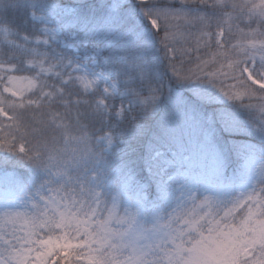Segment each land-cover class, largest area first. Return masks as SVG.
I'll use <instances>...</instances> for the list:
<instances>
[{
    "label": "rangeland",
    "instance_id": "obj_1",
    "mask_svg": "<svg viewBox=\"0 0 264 264\" xmlns=\"http://www.w3.org/2000/svg\"><path fill=\"white\" fill-rule=\"evenodd\" d=\"M20 1L25 3L24 0ZM153 2L157 5L160 1ZM53 9L68 14L72 12L73 7L54 6ZM15 17L20 22L14 36L23 44L26 55L15 57L0 51L3 53V57L0 56V93L12 97L10 92H4L5 87L15 90V86L8 83V77L11 75L18 80L26 78L23 85H18L25 88V104V99L42 98L43 93L36 82L33 81L29 85L27 81L33 80L39 71V65L46 60V63H43L46 71L42 79L49 85H55L57 90L63 89L64 98L67 97L65 92H72V89L89 96L85 107L91 125L85 124L81 127V124L66 122L67 119L63 115L50 114L44 126L48 130L51 129L54 135H58V142L42 147L43 173L38 177V184L31 186V189L17 185H0V234H11L15 228L17 235L27 236L32 228L31 218L36 215V206H39V216L44 221L53 217L58 221L61 213L66 216L71 213V218L85 220L90 231L93 228L97 231L113 232L133 229L139 238L138 244L151 245L159 252V256L137 255L134 260H159L161 264H168L175 251L172 233H179L181 230L187 232L185 221L193 218L200 221L201 217L220 220L225 212L234 209L232 215L235 217V223L239 224L247 215L245 204L248 197L259 199L261 190H264V184L259 186L264 180V111L261 110L260 100L256 104L248 105L249 112H253L250 122L241 118L239 113L228 112L227 109H219L216 113L222 124L221 146L227 149L224 155L220 153L221 156L216 154L214 144L207 142L208 139L203 135L205 133L193 125L190 117L184 116L181 111L164 116L168 137L160 141L162 148L153 153L144 169L146 175L151 176L150 180L156 184L150 183L149 191L137 188L135 193L131 194L124 184H121L120 174L116 173L111 178L101 170L103 160L112 156L116 147L114 135L107 129V123L110 118L123 120L128 110L125 102L112 100L110 104L107 103V99L117 94L118 81L101 70L95 54L89 51V47L79 51L74 43L75 33H64L59 24L43 10L29 9L20 12L18 9ZM183 19L185 18L176 17L169 22L177 28L168 32V37L174 35L178 40L176 51H169L176 52L178 56L174 67L179 66V52L186 51V48L179 46V21L182 22ZM5 22L4 17L0 15V23ZM159 28L158 22L154 29ZM1 33L8 34L9 31L5 29L1 30ZM214 33L222 31L218 29ZM222 36L219 37L220 40ZM198 58L200 56L192 59L191 69L196 76L194 75L193 83H189V87L195 88L193 95L199 100L220 105L239 101L230 99L221 91V88L224 91H232L231 86L235 82L224 83L217 80L214 75L216 71L207 72L210 66L207 62H197ZM8 60L16 64H10ZM32 64L37 67L31 66ZM15 67L19 72L13 71ZM225 70L228 71V68ZM57 72L60 75H56ZM69 76L72 79L68 80ZM212 79L216 82L211 81ZM177 80L179 81V77ZM49 91L53 89H44V92ZM56 95L58 93L54 92V96ZM12 98L20 100L21 96ZM33 108L35 112L37 106L33 105ZM242 109L244 110L243 107ZM11 116L8 114V117ZM8 117L0 116V119L13 126L14 121ZM233 134L244 135L246 138L235 137ZM0 145L3 146L0 148V154L8 151L12 145H15L12 149L18 152L21 148L24 152L29 150L25 141L10 144L0 142ZM35 156H38L37 151ZM227 168L230 169L228 172ZM236 169L238 171L235 174ZM6 173L10 176L11 172L7 170ZM152 192L154 197H161L150 199ZM49 197L56 202L52 203ZM46 204L48 207H45ZM88 205L92 206L91 211L88 210ZM18 213L24 219L16 220L13 226L12 219ZM47 232L48 226L45 225L42 230L37 229L31 239H47ZM50 234L55 239L63 232L55 230ZM8 238L10 239L11 235ZM129 252L130 250H126L123 258L116 253L114 255L122 260L128 258Z\"/></svg>",
    "mask_w": 264,
    "mask_h": 264
},
{
    "label": "trees",
    "instance_id": "obj_2",
    "mask_svg": "<svg viewBox=\"0 0 264 264\" xmlns=\"http://www.w3.org/2000/svg\"><path fill=\"white\" fill-rule=\"evenodd\" d=\"M24 1L25 3H20V0H0V15L6 21L0 23V26H4V29L9 31L8 34H2L0 30V51L15 57L26 55L23 44L18 42L14 36L20 22L15 17L18 9L20 12L29 9L43 10L59 24L64 33H75L74 43L80 52L89 47V51L95 54L101 70L118 81V92L111 99H107V103L110 104L113 100L125 102L128 105L123 120L117 121L110 118L107 123V129L114 135L116 147L113 155L103 160L101 170L111 178L116 173L120 174L121 184H124L131 194H134L137 188L149 191L148 185L156 184L152 179L150 180L151 176L146 175L144 169L153 153L162 148L160 141L168 137L167 128H165L167 122L164 116L181 111L184 116L190 117L193 125L205 133L203 135L208 139L207 142L214 144L217 155L221 152L224 155L227 152V149L221 146L222 124L216 116L219 109L237 112L245 121H252L253 112H249L248 105L256 104L260 100L258 97L252 100L245 98L239 101H229L220 105L199 100L193 95L195 88L189 87V83H193L196 76L191 69L193 57L200 56L197 62H207L210 66L207 72L216 71L217 73L220 71V62L224 63L223 71H226L227 61L224 60V55L235 59L237 53L251 48L253 44L259 47L261 40H264V36L260 35L264 33V28L260 27L259 22L249 24L248 17H244L241 22L224 16L222 28H217L215 23L211 28L213 33L218 29L223 33L221 40L223 47L218 48L214 41L208 42L206 37L201 38V27H198L190 18L179 21V46L186 48V51L179 52V66L174 67L175 60H178L176 52L169 53L166 50L164 43L161 42L165 32L161 27L159 29L152 27L146 15L145 6L138 0ZM159 1L157 7H172L168 4L169 1ZM212 2L213 0H208L209 5ZM228 2L243 3L245 0H228ZM178 3L179 0H173L176 6H179ZM54 6H71L73 10L66 14L55 11ZM176 29V26H169V31ZM203 31H208V29H203ZM172 36L169 37V42L177 49L178 40L174 35ZM84 38L87 40L85 41ZM184 53L187 54L184 55ZM204 59L207 61H203ZM217 80L224 81V83L235 82L223 76L217 77ZM65 95L67 97L58 100L54 106L37 108L35 112L33 106L27 110L17 109V111H24V115L15 120L13 126L0 119L1 143L25 141L29 145L27 147L29 150L24 152L27 155L11 147L0 154V185H17L31 189V186L38 184V177L43 173H41L43 171L41 156L44 152L42 147L58 142V135H54L51 129L48 130L44 126L51 113L63 115L67 119L65 121L71 124H81V127L85 124L91 125L85 107L89 96L73 89L72 92H65ZM0 100L15 101L17 104L20 102V100L1 93ZM76 101L80 104L77 105ZM66 104L69 106L65 107ZM3 107L8 114L14 115L8 109L7 104ZM77 108H79V116ZM38 121L40 123L37 124ZM42 126L47 129L46 135L40 131ZM232 136L246 138L240 134ZM38 142L41 144V150L37 151L39 157L30 159L29 156L35 157L34 146ZM227 169L228 172L230 169ZM7 170H10V176L7 175ZM234 171L236 174L238 169ZM263 184L264 180L259 186ZM154 196L152 192L149 198ZM159 197L161 195H157L154 199H159Z\"/></svg>",
    "mask_w": 264,
    "mask_h": 264
},
{
    "label": "snow or ice",
    "instance_id": "obj_3",
    "mask_svg": "<svg viewBox=\"0 0 264 264\" xmlns=\"http://www.w3.org/2000/svg\"><path fill=\"white\" fill-rule=\"evenodd\" d=\"M141 3L147 9L146 15L152 27H157L159 22V26L165 32L161 42L164 43L167 51H176L168 37L169 22L176 17L190 18L198 27H201V38L206 37L208 42L214 41L218 48L223 47L219 39L223 33H213L211 28L213 23L217 28H222L224 16L241 22L244 17H248L249 24L259 22L260 27L264 28V0H245L243 3L213 0L211 5L208 0H179V6L173 4V0H169L168 4L172 5L171 8L157 7L153 0H141ZM203 29H208V31H203ZM0 30H5L4 26H0ZM260 35L264 36V33ZM221 55L224 54L221 53ZM0 56L3 57V53H0ZM224 60L227 61L228 71H223L224 63L220 62V71L214 75L223 76L225 79L230 78L235 83L231 86L232 91H224L223 88L221 91L230 99L252 100L258 97L262 102L261 110L264 111V40H261L259 47L253 44L251 48L237 53L235 59L224 55ZM7 62L16 64L11 60ZM43 63H46V60L39 65V71L33 80L27 81L29 85L35 81L43 97H38L36 100L28 99L25 104L23 99L25 88L18 85H23L26 78L18 80L9 75L8 83L14 85L15 90L5 87L4 92H10L12 97L20 95L21 99L19 104L15 101L0 100V116L8 117V111L3 107L4 104H7L8 109L14 114L8 118L15 121L24 115V111H17V109L27 110L33 105L43 109L46 106L52 107L58 100L64 99L63 89L57 90L55 85H49L42 79L46 71ZM31 66L37 67L36 64ZM13 71H18V68L15 67ZM56 75L60 73L57 72ZM70 79H72L71 76L68 80ZM211 81L216 82L215 79ZM45 88H52L53 91L44 92ZM28 90L31 91L30 88ZM54 92L58 95L54 96ZM75 103L80 104L79 101ZM68 106L69 104L65 105V107ZM77 114L79 116V108H77ZM40 131L43 135L47 134V129L43 126ZM14 147L15 145H12V148ZM0 148L3 146L0 145ZM34 150H41L39 142L34 146ZM20 151L24 153L23 148ZM24 154L27 155V153ZM37 157L39 156H29L30 159ZM261 194L259 199H254L253 196L248 197L245 204L247 215L240 220L239 224L235 223V217L232 215L234 209L225 212L220 220L201 217L200 221H195L194 218L185 221L187 232L181 230L179 233H172L175 251L168 264H264V190H261ZM49 200L52 203L56 202L51 197ZM45 207L48 205L46 204ZM91 207L88 205L89 211ZM40 211L39 206H36V215L31 218L32 228L27 236L17 235L15 228L11 234L8 232L0 234V264H61V262L63 264H161L159 260H134L137 255L159 256V252L151 245L138 244L139 238L134 234L133 229L113 232L97 231L93 228L90 231L85 220L73 219L71 213L67 216L61 213L58 221L54 217L44 221L39 216ZM217 215H219L218 212ZM19 219H24V217L18 213L12 219L13 226ZM45 225L48 226V232L45 233L47 239H31V236L36 234V230H42ZM55 230H62L63 234L54 239L50 233ZM9 235H11L10 239ZM74 240L77 242L73 243ZM177 240L179 243H176ZM126 250H130L127 259L120 260L117 255H114L116 253L123 258Z\"/></svg>",
    "mask_w": 264,
    "mask_h": 264
}]
</instances>
